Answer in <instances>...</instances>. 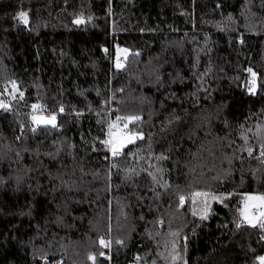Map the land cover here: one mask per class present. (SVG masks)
I'll return each mask as SVG.
<instances>
[{"label":"trees","instance_id":"trees-1","mask_svg":"<svg viewBox=\"0 0 264 264\" xmlns=\"http://www.w3.org/2000/svg\"><path fill=\"white\" fill-rule=\"evenodd\" d=\"M254 194L264 0H0V264H257Z\"/></svg>","mask_w":264,"mask_h":264},{"label":"rangeland","instance_id":"rangeland-1","mask_svg":"<svg viewBox=\"0 0 264 264\" xmlns=\"http://www.w3.org/2000/svg\"><path fill=\"white\" fill-rule=\"evenodd\" d=\"M129 138V136H124L122 137L121 135H114L112 138V144L114 140H119L121 139L122 141H126ZM261 196L260 195H250L246 201L243 203L242 206V214L245 218L247 219H253L254 217V213H256L259 209V206H264V200L260 199ZM252 207L254 209H252ZM264 257V253L260 256ZM258 260L257 264H261V260Z\"/></svg>","mask_w":264,"mask_h":264},{"label":"built area","instance_id":"built-area-1","mask_svg":"<svg viewBox=\"0 0 264 264\" xmlns=\"http://www.w3.org/2000/svg\"><path fill=\"white\" fill-rule=\"evenodd\" d=\"M113 110V109H112ZM111 110V111H112ZM114 135L129 136L128 126L124 122L112 123L109 125L107 142L111 143ZM252 209H254L252 207ZM261 209V207H259ZM109 241L105 242L104 245L108 246ZM127 264H146L141 261L139 254L134 253Z\"/></svg>","mask_w":264,"mask_h":264},{"label":"snow or ice","instance_id":"snow-or-ice-1","mask_svg":"<svg viewBox=\"0 0 264 264\" xmlns=\"http://www.w3.org/2000/svg\"><path fill=\"white\" fill-rule=\"evenodd\" d=\"M25 17H26V14L25 13H21L20 14V19L25 20V22H26ZM77 22H79V21H77ZM33 107H36V106L34 105ZM129 119H133V118L130 117ZM54 121H55V117H52L51 121H49V122L53 123V125H54ZM114 154H115V150H114ZM197 195H199V193H197ZM260 199L261 200H264V197H261ZM253 226H255V225H253ZM261 226L264 227V225H261ZM260 260H261V264H264V257H261Z\"/></svg>","mask_w":264,"mask_h":264},{"label":"water","instance_id":"water-1","mask_svg":"<svg viewBox=\"0 0 264 264\" xmlns=\"http://www.w3.org/2000/svg\"><path fill=\"white\" fill-rule=\"evenodd\" d=\"M78 19H79V18H74V19H73V22H77Z\"/></svg>","mask_w":264,"mask_h":264},{"label":"crops","instance_id":"crops-1","mask_svg":"<svg viewBox=\"0 0 264 264\" xmlns=\"http://www.w3.org/2000/svg\"><path fill=\"white\" fill-rule=\"evenodd\" d=\"M259 207H262V206H259Z\"/></svg>","mask_w":264,"mask_h":264}]
</instances>
